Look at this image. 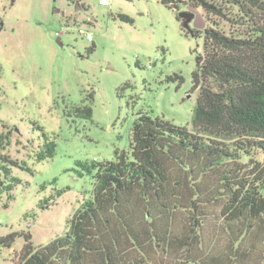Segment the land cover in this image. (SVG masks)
Listing matches in <instances>:
<instances>
[{
    "label": "trees",
    "instance_id": "1",
    "mask_svg": "<svg viewBox=\"0 0 264 264\" xmlns=\"http://www.w3.org/2000/svg\"><path fill=\"white\" fill-rule=\"evenodd\" d=\"M161 1L191 20L201 7L208 21L198 31L177 15L204 40L192 129L139 112L129 150L77 161L80 174L94 172V191L63 235L39 246L30 231L0 236L7 248L25 241L12 264H264V0ZM65 115L91 119L93 107L73 105ZM4 126L0 194L10 201L22 182L12 168L32 169L6 152L12 129ZM39 148L37 160L53 157L56 142L45 137ZM54 202L50 196L42 207Z\"/></svg>",
    "mask_w": 264,
    "mask_h": 264
},
{
    "label": "rangeland",
    "instance_id": "2",
    "mask_svg": "<svg viewBox=\"0 0 264 264\" xmlns=\"http://www.w3.org/2000/svg\"><path fill=\"white\" fill-rule=\"evenodd\" d=\"M70 1L0 0V131L12 129L6 152L32 169L12 168L22 182L12 200L0 194V236L30 231L36 246L63 235L93 195L94 172L80 174L78 160H112L116 149L129 150L139 112L192 129L198 97L193 72L204 40L178 19L186 10L161 0H81L77 10ZM192 13L191 28L204 30L203 9ZM175 73L182 83L168 80ZM83 103H91V119L65 115ZM45 137L56 142L55 155L39 161ZM50 196L55 202L42 207ZM24 242L0 246V264L16 262Z\"/></svg>",
    "mask_w": 264,
    "mask_h": 264
},
{
    "label": "water",
    "instance_id": "3",
    "mask_svg": "<svg viewBox=\"0 0 264 264\" xmlns=\"http://www.w3.org/2000/svg\"><path fill=\"white\" fill-rule=\"evenodd\" d=\"M76 9L77 10H79V9H81L82 7H81V5L79 4V3H76ZM55 10V12H59L60 10H59V8H55L54 9ZM183 17H185L186 19H187V21L189 22L190 20H191V17H190V15L187 13V11H184L183 12V15H182ZM185 23V26L187 27V28H189V23ZM58 40L60 41V37L58 38ZM200 57V56H199ZM198 57V58H199Z\"/></svg>",
    "mask_w": 264,
    "mask_h": 264
},
{
    "label": "flooded vegetation",
    "instance_id": "4",
    "mask_svg": "<svg viewBox=\"0 0 264 264\" xmlns=\"http://www.w3.org/2000/svg\"><path fill=\"white\" fill-rule=\"evenodd\" d=\"M76 3H79L80 5L82 4V3H81V0H72V1L69 2V4H71V5H75ZM82 5H83V4H82ZM82 5H81V7L83 8ZM82 8H81V9H82ZM78 12H79V11H78ZM1 22H2V19H0V27L2 28V27H3V26H2L3 24H2ZM1 28H0V29H1Z\"/></svg>",
    "mask_w": 264,
    "mask_h": 264
},
{
    "label": "built area",
    "instance_id": "5",
    "mask_svg": "<svg viewBox=\"0 0 264 264\" xmlns=\"http://www.w3.org/2000/svg\"><path fill=\"white\" fill-rule=\"evenodd\" d=\"M100 3L103 5H108L110 4L108 0H100ZM89 40H92V36L90 34L87 35Z\"/></svg>",
    "mask_w": 264,
    "mask_h": 264
}]
</instances>
